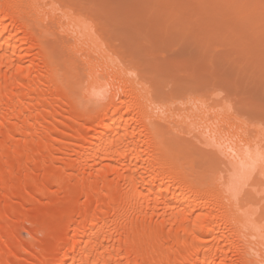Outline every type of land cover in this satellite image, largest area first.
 I'll list each match as a JSON object with an SVG mask.
<instances>
[{"label": "bare ground", "instance_id": "obj_1", "mask_svg": "<svg viewBox=\"0 0 264 264\" xmlns=\"http://www.w3.org/2000/svg\"><path fill=\"white\" fill-rule=\"evenodd\" d=\"M72 1L0 0V264H264L262 127L178 112ZM215 2L264 70V0Z\"/></svg>", "mask_w": 264, "mask_h": 264}, {"label": "rangeland", "instance_id": "obj_2", "mask_svg": "<svg viewBox=\"0 0 264 264\" xmlns=\"http://www.w3.org/2000/svg\"><path fill=\"white\" fill-rule=\"evenodd\" d=\"M75 1L74 3L77 6L80 5L84 18H89L88 23L93 22L91 26L94 27L102 44L114 56H117L116 58L119 61L121 60V63H124L130 69L140 70L144 75H148L151 80L155 77L154 82L159 83L163 90L166 89L167 93H173V97H175L174 93H182L176 95L179 98L187 91L186 95L181 96V99H179L180 104L177 101L178 99L176 100L178 112L182 111L181 113L184 114L189 111L191 104L186 105V107L179 105L183 104L182 100L185 104H189L186 102L192 96L197 102L198 100H201L200 102L207 101L206 103L213 110L228 109L231 119L234 117V119L244 121L249 127L251 126L252 133L249 132L247 135L250 138L255 137V129L258 126L262 127L264 131V70H260L263 69L260 67V61L252 60L251 63V60H248L250 58L247 55L248 50H245L242 41L239 43L238 37L247 32L242 33L246 30L243 28L245 24L239 22L237 9H230L229 12L228 5L225 8L222 2L218 9L225 17L224 19L219 11L217 12L220 13L221 17L218 16L220 18L214 17L216 12L212 13L215 11L213 4L216 3V0L213 1V4L211 1L210 9L208 8L209 0ZM205 1L208 4H205ZM71 2L73 1L71 0ZM197 5H200V7ZM198 7L201 10L204 8L203 11L209 10L208 15H205L204 12L202 14V11L198 12ZM213 17L221 20L223 18L222 21L225 24H220L217 19L213 24ZM210 19L212 22H210ZM225 20H228L227 23L232 22L230 23L232 26L224 22ZM216 24H220L219 30H217L218 27L212 26ZM208 26L209 28H207ZM220 26L227 27H221L220 29ZM190 27L192 29L188 30ZM236 28H238V31ZM242 28L245 30H242ZM232 29L236 31V34L232 33ZM239 29L241 34L238 35ZM189 31L191 32L189 33ZM248 32L251 33V30L249 29ZM224 39L226 40L224 41ZM240 44H243V47L237 46ZM261 45L264 46V43ZM261 61L264 64V59H261ZM249 63L252 65L248 66ZM241 69L242 72H240ZM146 70L147 72H145ZM189 138H191L193 146H197L195 150L203 152L202 155H207L209 150V153L212 152L209 147L200 144L196 137H194L195 139L193 136ZM21 237L29 239L25 232H21Z\"/></svg>", "mask_w": 264, "mask_h": 264}]
</instances>
